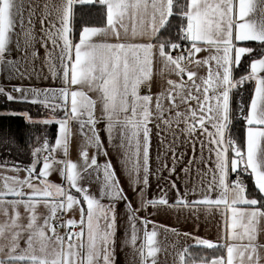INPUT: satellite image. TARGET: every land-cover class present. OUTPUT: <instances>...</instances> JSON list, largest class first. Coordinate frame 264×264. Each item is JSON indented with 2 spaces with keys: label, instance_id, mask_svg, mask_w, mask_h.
<instances>
[{
  "label": "snow or ice",
  "instance_id": "6c2138e0",
  "mask_svg": "<svg viewBox=\"0 0 264 264\" xmlns=\"http://www.w3.org/2000/svg\"><path fill=\"white\" fill-rule=\"evenodd\" d=\"M77 5H98L103 25L82 23L77 29ZM37 7L29 4L25 15L24 0H0V74L9 80H30L39 43L52 81H59L49 87L13 84L9 88L0 83V96L7 101L40 105L51 113L39 121L28 111L9 110L6 115L57 126L54 142L47 131L42 140L37 138L30 164L10 165L16 173H27L23 179L4 176L0 264H117V205L121 203L126 217L124 243L138 250L140 264H157L160 251L156 238L161 225L149 217L167 208L201 206L219 209L223 227L216 241L194 237L195 244L217 254L193 256L186 247L179 257L181 264H264L260 240L264 232V0H53L40 13V36L34 24ZM17 26L21 33H16ZM201 52L206 55L199 56ZM157 60L162 62V76L178 77H165L166 87L154 79ZM205 67L206 74L200 75ZM238 70L241 74L236 75ZM249 82L253 87L245 100L243 85ZM154 87L161 90L154 93ZM71 122L78 124L84 138L79 147L82 163L69 158ZM181 123L193 152L198 140L200 160L205 161V150L207 159L213 160L207 172L210 178L206 187L201 181L199 188H189L186 181L183 192L169 180L175 190L173 201L167 189L149 198L153 128L159 134L161 124L171 130ZM102 132L109 147L120 153L119 174ZM17 137L11 127L0 129V146L10 150ZM158 140L164 143V136L159 134ZM167 147L172 151L171 176L182 154L177 156L173 144ZM89 148L95 149L91 156ZM99 155L106 158L103 163L98 162ZM4 166H9L7 161ZM163 168L166 162L156 170L157 187ZM183 171L187 176L189 168ZM54 173L61 177L60 183L49 179ZM93 174L101 180L99 195L83 183ZM40 206L47 214L38 211ZM69 212L72 217L65 219ZM58 227L66 229L64 234ZM141 230L143 243L137 247Z\"/></svg>",
  "mask_w": 264,
  "mask_h": 264
},
{
  "label": "crops",
  "instance_id": "0c3cea01",
  "mask_svg": "<svg viewBox=\"0 0 264 264\" xmlns=\"http://www.w3.org/2000/svg\"><path fill=\"white\" fill-rule=\"evenodd\" d=\"M53 2V0H24L25 3V15H27V7L29 4H36L38 7L36 8V17L34 19L36 35L40 36V13L43 12V5L45 3ZM16 33H21V29L19 26L16 28ZM17 37L13 36V44L12 47L15 49V40ZM21 43H23V35L19 36ZM98 40L105 39L104 37H97ZM48 47L52 48L51 41L48 43ZM36 48L39 51V56L34 61L35 73L32 75V78L29 79H6L4 74H0V83L4 84L6 87H11V85L23 84L25 86L29 84H33L37 87H49V86H58L59 81L53 82L51 79V75L48 72L47 65L44 63L45 49L39 43L36 44ZM13 56H16L15 50L12 53ZM206 55L205 52H201L199 56ZM31 66V65H30ZM162 70V62L157 60L154 63V79L159 81L161 85L166 87L164 84V78L168 77L171 79H178L175 74L164 73L161 75ZM206 74V67L200 69V75ZM185 80L187 81V77L185 76ZM160 87H154L153 92L160 91ZM91 94V93H90ZM183 107V106H182ZM72 123V144L70 146L69 158L78 163H82L79 157V147L83 144L84 138L80 133L79 126L76 122ZM103 127V125H101ZM161 128L163 129L162 134L164 136V143H160L158 140V132L156 128H153L152 135V149H151V169L152 174L150 175V187L147 190V195L149 198L160 194L161 189L168 190V196L170 202L175 199V190L171 189V185L169 184V180L176 181L177 187L180 188L181 192L185 190V182L187 181V185L189 188L192 187H201V181H203V186L206 187L207 182L209 180V176L207 175L209 167L212 165L213 160H208V153L205 150V161L200 160V144L197 140L195 152H193V148L190 142L185 139V134L181 131L184 128V124L181 123L179 128H176L173 125L172 129L169 130L166 126L161 124ZM175 133V138L174 134ZM104 141L105 147L109 148V156L112 159L113 164L117 167L118 174L120 173V165L118 163L120 153L115 152L108 145L107 135L106 133H101ZM199 135V133H197ZM174 142V143H173ZM173 144L175 148L176 154L179 157L182 154V159H178L176 161V173L169 175L168 168L172 167V151L168 149V145ZM123 150H121L122 153ZM95 149L89 148V155H93ZM98 162L103 163L106 159L103 155H99L97 157ZM191 161V163H189ZM167 164V168L162 169V178L159 180V187H157V175L156 170L161 166L162 163ZM40 165H38L39 169ZM185 167L189 168V172L187 176L185 175L183 169ZM13 176L18 175L15 171H12L10 166L6 167L0 164V190L3 189V180L4 176ZM25 175H19L21 179H23ZM50 180L56 183L61 182V177L54 173L49 177ZM86 185L90 184V191L96 195H99L101 188V180L95 178V175L88 177L83 181ZM252 183V182H251ZM125 190L131 194V188L128 183L124 182ZM11 198V197H9ZM189 199H195V197H189ZM103 203H107V199L102 201ZM124 205L121 203L117 205V219H118V232L116 238V256H117V264H140V254L136 248H133L130 244H125L124 240L126 239V217L123 216ZM23 212V209L21 208ZM42 215L47 214V209L43 206H40L38 209ZM151 211V209L149 210ZM76 218L79 219V213L76 212ZM143 215V213H141ZM72 217V212L67 213V218ZM2 218V217H0ZM151 220H154L158 225H161L158 229L157 246L160 251L157 253L156 260L157 264H181L180 255L183 250L188 247V249H200L196 253L198 256H207L211 257L217 253L212 250L207 249L204 246H199L195 244L194 237H200L204 239H211L216 241L218 236L221 234V230L223 227V221L220 215L219 209L213 208L211 210L206 209L201 206L197 210H189L186 208H167L158 213L155 216L149 217ZM167 226V228L163 227ZM138 227L140 225L138 224ZM149 230H151L152 225L149 224ZM176 228L177 232H172L169 229ZM185 233L190 235H185ZM61 234V233H60ZM130 235V232H128ZM260 240L264 243V232L260 235ZM143 243V231L141 230L139 233V238L137 240V247ZM208 254H207V253ZM209 254L211 256H209Z\"/></svg>",
  "mask_w": 264,
  "mask_h": 264
},
{
  "label": "trees",
  "instance_id": "16d2710c",
  "mask_svg": "<svg viewBox=\"0 0 264 264\" xmlns=\"http://www.w3.org/2000/svg\"><path fill=\"white\" fill-rule=\"evenodd\" d=\"M76 13V28L79 29L81 24H88L94 26H102L104 22L103 10L98 6H80L77 5L74 9ZM77 31V39H78ZM247 46L256 47L255 42H246ZM245 59H247V54ZM244 60H242L243 66ZM241 74L238 70L236 75ZM252 83H246L243 85L244 99L247 100L251 95ZM235 106V100H234ZM9 110H15L17 113H22L28 111L34 120L39 121L42 118H45L47 115H51L50 112H47L40 105L28 104V103H14L6 100L4 96H0V129L11 127L18 133V143L16 146L10 150H6L4 147L0 146V164L5 165V162H8L10 166L13 163H19L22 166H26L31 163V151L34 147L38 146L39 141L38 137H43V133L47 131L48 138L50 142H54L55 132L57 126L55 124L45 126L40 123H28L22 115H6ZM235 123V121H234ZM240 138L244 136V129L241 126ZM239 142V140H238ZM249 184V189L252 188V181H246ZM200 249H189V252L193 256H198L197 251ZM207 253V252H206ZM208 254V253H207ZM204 255V254H203ZM201 255V256H203ZM209 256H211L209 254ZM186 259L189 257L186 256Z\"/></svg>",
  "mask_w": 264,
  "mask_h": 264
},
{
  "label": "built area",
  "instance_id": "2783aa9c",
  "mask_svg": "<svg viewBox=\"0 0 264 264\" xmlns=\"http://www.w3.org/2000/svg\"><path fill=\"white\" fill-rule=\"evenodd\" d=\"M232 178H234V174H232ZM65 219H67V214H65V217H64ZM58 232L59 233H61V234H64V232L66 231V229H64V228H60V227H58Z\"/></svg>",
  "mask_w": 264,
  "mask_h": 264
},
{
  "label": "rangeland",
  "instance_id": "374dc122",
  "mask_svg": "<svg viewBox=\"0 0 264 264\" xmlns=\"http://www.w3.org/2000/svg\"><path fill=\"white\" fill-rule=\"evenodd\" d=\"M18 175H21V174H23V175H25L26 174V172L25 171H23V170H21L19 173H17Z\"/></svg>",
  "mask_w": 264,
  "mask_h": 264
}]
</instances>
